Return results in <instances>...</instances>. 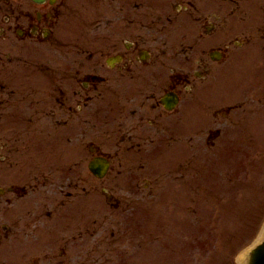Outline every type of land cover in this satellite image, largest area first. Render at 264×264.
Segmentation results:
<instances>
[{"label":"flooded vegetation","instance_id":"obj_1","mask_svg":"<svg viewBox=\"0 0 264 264\" xmlns=\"http://www.w3.org/2000/svg\"><path fill=\"white\" fill-rule=\"evenodd\" d=\"M72 4L0 0V264H54L59 257L49 231L72 212L62 211L69 182L62 165L67 152L81 150L73 135L105 125L114 150L129 152L125 161L133 162L175 114L155 93L157 82L140 92L145 102L130 85L142 69V36L130 38L129 28L101 33V43L97 31L66 36L59 27ZM177 82L171 77L167 88Z\"/></svg>","mask_w":264,"mask_h":264},{"label":"rangeland","instance_id":"obj_2","mask_svg":"<svg viewBox=\"0 0 264 264\" xmlns=\"http://www.w3.org/2000/svg\"><path fill=\"white\" fill-rule=\"evenodd\" d=\"M100 2L107 4L106 0ZM259 6L264 7V0H259ZM164 9L167 11L169 7ZM145 11L149 16L154 11L156 15L152 19L158 21L161 17L159 23L164 18L155 7L153 10L145 8ZM258 15L261 13L258 12ZM153 20L146 21L145 25ZM163 26L157 23L159 31L150 34L152 37L149 41L155 45L156 52L164 44L166 48L171 41L163 31ZM256 45L259 46V43ZM241 71L242 68H238L235 73ZM231 82L233 86H239L234 83L235 78ZM220 93V100L229 98L224 90ZM248 121L243 120L239 126L242 129H237L240 132L236 139L244 151L240 153L241 156L237 154L240 158L236 170L232 171L229 163L226 168L223 166L221 155L224 147L220 152L207 150L202 146L203 134L197 135L196 147L193 146V170L191 176L186 177V184L175 185L170 179H162L161 175L154 184L143 182L150 185L149 188L129 186V197L123 205L128 208L126 213L129 215L117 212L113 222H108L99 238H93L92 234L82 238L81 264H237L238 247L243 246L246 236L256 234L264 217V140L260 141L262 134L252 136L248 126L244 125ZM261 122L264 119H258L252 125ZM202 124L203 119H193L194 128ZM257 128L256 133L262 132L259 125ZM232 152L236 154V150ZM60 157L62 159L63 155L60 154ZM215 165L219 168L217 172H213ZM82 173L89 174L85 165ZM217 178L220 181L216 182ZM118 196L121 194L118 193ZM85 198L95 204L98 202V193L91 192ZM128 217L134 218V221L141 217L137 222L144 226L137 231L138 227H131L127 222ZM112 231L116 234L114 238ZM254 241L252 239L241 249L251 248Z\"/></svg>","mask_w":264,"mask_h":264},{"label":"water","instance_id":"obj_3","mask_svg":"<svg viewBox=\"0 0 264 264\" xmlns=\"http://www.w3.org/2000/svg\"><path fill=\"white\" fill-rule=\"evenodd\" d=\"M250 264H264V245L253 252Z\"/></svg>","mask_w":264,"mask_h":264},{"label":"bare ground","instance_id":"obj_4","mask_svg":"<svg viewBox=\"0 0 264 264\" xmlns=\"http://www.w3.org/2000/svg\"><path fill=\"white\" fill-rule=\"evenodd\" d=\"M263 227H262V229L260 230V232H259V235H257L258 236V238H261L262 237V235H264V225H262ZM246 252H241L240 254H238V256H237V263L238 264H246Z\"/></svg>","mask_w":264,"mask_h":264}]
</instances>
